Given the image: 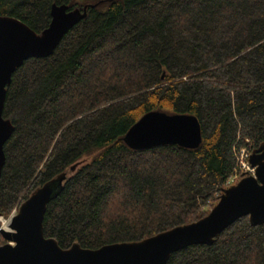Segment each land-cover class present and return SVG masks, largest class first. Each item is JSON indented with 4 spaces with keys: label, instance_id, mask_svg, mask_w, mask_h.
<instances>
[{
    "label": "trees",
    "instance_id": "16d2710c",
    "mask_svg": "<svg viewBox=\"0 0 264 264\" xmlns=\"http://www.w3.org/2000/svg\"><path fill=\"white\" fill-rule=\"evenodd\" d=\"M52 5L86 17L6 87L1 217L62 173L42 224L62 249L139 242L205 217L234 151L264 143V0H0V16L41 34ZM151 112L194 116L200 146L129 149L126 133ZM166 264H264V224L242 217Z\"/></svg>",
    "mask_w": 264,
    "mask_h": 264
},
{
    "label": "water",
    "instance_id": "95a60500",
    "mask_svg": "<svg viewBox=\"0 0 264 264\" xmlns=\"http://www.w3.org/2000/svg\"><path fill=\"white\" fill-rule=\"evenodd\" d=\"M49 26L37 34L20 20L0 16V175L5 163L3 146L13 126L2 116L6 87L12 74L31 58H46L62 38L86 17V7L68 10L52 5ZM202 142L197 119L187 114L151 112L141 117L126 133L124 143L133 151L177 145L197 149ZM254 176H244L223 190L217 203L197 222L176 227L139 242L106 245L91 250L78 244L62 249L43 234V219L49 202L68 178L58 175L35 189L1 228L0 264H166L169 257L188 246L211 245L233 222L248 217L251 225L264 224V143L251 152ZM75 167L71 168L73 171ZM2 219L0 215V220Z\"/></svg>",
    "mask_w": 264,
    "mask_h": 264
},
{
    "label": "built area",
    "instance_id": "2783aa9c",
    "mask_svg": "<svg viewBox=\"0 0 264 264\" xmlns=\"http://www.w3.org/2000/svg\"><path fill=\"white\" fill-rule=\"evenodd\" d=\"M251 151L247 147L240 148L234 151V156L236 160V169L233 175L227 180V187H229L234 180H240L244 176H254L255 169L251 167L249 163V158Z\"/></svg>",
    "mask_w": 264,
    "mask_h": 264
},
{
    "label": "rangeland",
    "instance_id": "374dc122",
    "mask_svg": "<svg viewBox=\"0 0 264 264\" xmlns=\"http://www.w3.org/2000/svg\"><path fill=\"white\" fill-rule=\"evenodd\" d=\"M242 178V177H241ZM239 180H234L233 181V183L231 184V185H234V184H236L237 182H238ZM230 185V186H231ZM210 211V210H209ZM17 213V210L16 209H14L12 212H11V214L7 217V218H4V217H2V219H4V220H6V221H8L9 220V218L12 216V215H14V214H16ZM4 244V241H3V239H2V243L0 244V245H3Z\"/></svg>",
    "mask_w": 264,
    "mask_h": 264
},
{
    "label": "bare ground",
    "instance_id": "6f19581e",
    "mask_svg": "<svg viewBox=\"0 0 264 264\" xmlns=\"http://www.w3.org/2000/svg\"><path fill=\"white\" fill-rule=\"evenodd\" d=\"M0 222H1V228L7 229L8 221L1 219Z\"/></svg>",
    "mask_w": 264,
    "mask_h": 264
}]
</instances>
